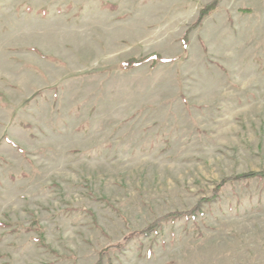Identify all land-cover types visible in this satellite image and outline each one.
<instances>
[{
  "label": "rangeland",
  "instance_id": "obj_1",
  "mask_svg": "<svg viewBox=\"0 0 264 264\" xmlns=\"http://www.w3.org/2000/svg\"><path fill=\"white\" fill-rule=\"evenodd\" d=\"M252 172L264 0H0V264H264Z\"/></svg>",
  "mask_w": 264,
  "mask_h": 264
},
{
  "label": "trees",
  "instance_id": "obj_2",
  "mask_svg": "<svg viewBox=\"0 0 264 264\" xmlns=\"http://www.w3.org/2000/svg\"><path fill=\"white\" fill-rule=\"evenodd\" d=\"M214 4H215V2L210 5L211 7L207 8V6H205L202 9V11H201V13L199 15V18H198L197 22L194 24V26L199 24L201 22V20H202V17L205 14H208L212 10V7H213ZM150 57H152L153 59H157L158 58V56L155 55V54L151 55ZM146 59H148V57H145L143 59V61L146 60ZM139 63H140L139 61L128 60V61L124 62L121 65V67L129 68V67L137 65ZM252 177L264 178V172H252V173H248V174H244V175H240V176H233V177L228 178V181H231V180L233 181V180H235L237 178H239V179H249V178H252ZM200 206H201V203H199L195 208H193L191 210H188V211H181V212H174V213L166 214L165 216L158 218L155 222H153L149 226L145 227L142 231H140L138 233L139 234H148L151 230H155L157 228V226L160 224V222L162 220H164V219L165 220L169 219V218L170 219H175V218H179V217H182V216H191V215L195 216L197 214V212L200 211ZM116 246H120V245L117 244ZM104 253H105V251L103 250L101 252V255H103ZM96 264H101V261H98Z\"/></svg>",
  "mask_w": 264,
  "mask_h": 264
}]
</instances>
